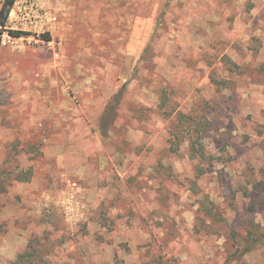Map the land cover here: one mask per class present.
Returning a JSON list of instances; mask_svg holds the SVG:
<instances>
[{
  "label": "rangeland",
  "instance_id": "obj_1",
  "mask_svg": "<svg viewBox=\"0 0 264 264\" xmlns=\"http://www.w3.org/2000/svg\"><path fill=\"white\" fill-rule=\"evenodd\" d=\"M0 36V264H264V0H14Z\"/></svg>",
  "mask_w": 264,
  "mask_h": 264
},
{
  "label": "trees",
  "instance_id": "obj_2",
  "mask_svg": "<svg viewBox=\"0 0 264 264\" xmlns=\"http://www.w3.org/2000/svg\"><path fill=\"white\" fill-rule=\"evenodd\" d=\"M14 4V0H3L2 5L0 7V27L5 26V22L7 20L8 14ZM8 33L11 36L18 37L22 34H26L25 31H20V30H9ZM42 38L46 41L50 40V36L48 34L42 35ZM0 44H1V36H0ZM191 148L193 150V143L191 144ZM14 174V175H13ZM13 175L12 178L15 180H20V181H26L30 178L31 176V170L29 168L23 169L19 168V165H17L14 169H11L9 167H2V170H0V190L4 189V184L3 181V176H10ZM248 247V245H247ZM39 253V251L31 246V243L28 245V248L24 250V252L19 253L18 256L16 257L15 261L13 264H29V258L33 256V254Z\"/></svg>",
  "mask_w": 264,
  "mask_h": 264
},
{
  "label": "built area",
  "instance_id": "obj_3",
  "mask_svg": "<svg viewBox=\"0 0 264 264\" xmlns=\"http://www.w3.org/2000/svg\"><path fill=\"white\" fill-rule=\"evenodd\" d=\"M1 7V6H0Z\"/></svg>",
  "mask_w": 264,
  "mask_h": 264
}]
</instances>
